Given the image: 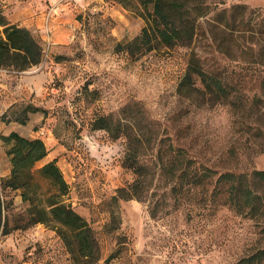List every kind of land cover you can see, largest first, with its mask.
Masks as SVG:
<instances>
[{
  "label": "rangeland",
  "instance_id": "rangeland-1",
  "mask_svg": "<svg viewBox=\"0 0 264 264\" xmlns=\"http://www.w3.org/2000/svg\"><path fill=\"white\" fill-rule=\"evenodd\" d=\"M204 1L207 12L188 44L132 56L118 43L140 32L145 21L136 8L114 0H0L7 19L43 47L26 69L2 67L18 71L12 80L23 97L6 116L47 146L33 165L40 189L48 184L37 168L56 159L68 183L64 200L96 236L94 264H237L264 248V174L253 175L264 170V0ZM193 58L223 81L230 101L200 89L192 97L178 92ZM107 113L133 119L150 141L140 156L151 171L140 198L111 200L134 173L123 163L126 138L92 127ZM186 157L189 174L205 173L196 183L170 172L178 174ZM224 171L242 175L259 195L253 206L228 201L229 184L217 179ZM19 192L3 190L12 229L0 233V264H79L54 226L26 224L29 203Z\"/></svg>",
  "mask_w": 264,
  "mask_h": 264
},
{
  "label": "trees",
  "instance_id": "trees-1",
  "mask_svg": "<svg viewBox=\"0 0 264 264\" xmlns=\"http://www.w3.org/2000/svg\"><path fill=\"white\" fill-rule=\"evenodd\" d=\"M127 8H136L144 18L140 32L124 44L118 43L132 56L140 55L159 44L166 46L188 44L192 39L197 18L207 12L208 5L204 0H114ZM43 47L40 40L23 25L7 19L0 7V67L23 70L38 63L42 58ZM201 87H197L196 81ZM178 92L186 97H192L195 90H202L210 99L224 101L230 98L229 88L214 73L203 69L196 59H190L187 70L178 84ZM229 100V99H228ZM230 101V100H229ZM32 106V107H31ZM38 108L27 105L26 108ZM127 107V106H126ZM122 107L120 113L123 109ZM0 113V120L8 122L6 112ZM124 117V118H123ZM114 116L112 113L99 114L92 121V127L106 129L112 137L126 138L123 163L134 173L133 180L116 188L111 196L112 201L120 198H140L150 175V166L140 161L144 149L150 145L149 139L143 137V132L134 124L133 119L125 116ZM20 121H23L21 119ZM0 139L6 145L5 152L10 161V173L0 176V233L6 234L12 227L7 225L5 214V188L19 189L22 200L28 201L27 222L51 224L56 228L64 243L79 264H94L99 258V246L86 218L78 213L63 196L68 191V183L56 159H50L37 168L40 179L47 181L46 188L36 177L33 165L47 154V146L40 137H29L11 130L0 133ZM172 143L166 151L171 152ZM174 159L176 154H170ZM190 159L186 157L185 164L179 173L170 170L172 175L186 178L187 183H196L201 174H189ZM264 170H254L253 175H262ZM228 182V201L238 207L240 204L253 206L259 195L242 179V175L232 171L220 173L217 179ZM39 190V191H38ZM151 214H154L153 211ZM114 221L115 213L111 211ZM110 224L112 222L110 221ZM20 225H15L18 227ZM237 264H264V248L240 258Z\"/></svg>",
  "mask_w": 264,
  "mask_h": 264
},
{
  "label": "crops",
  "instance_id": "crops-1",
  "mask_svg": "<svg viewBox=\"0 0 264 264\" xmlns=\"http://www.w3.org/2000/svg\"><path fill=\"white\" fill-rule=\"evenodd\" d=\"M50 13V12H49ZM49 16V15H47ZM9 19V18H8ZM50 26H53V29H56L57 23L54 22V18H52V22L49 21ZM18 71H14L13 69H6L0 67V113L5 111L14 105L18 100H20L21 95L19 94V85L17 82H13L14 74ZM23 88H27L30 86L29 83L23 82ZM24 90V89H23ZM15 121H2L0 120V133H8L11 130H16L21 134H24L16 127ZM2 140L0 139V176H7L10 173V161L5 151L1 148ZM5 152V153H4ZM2 159V163H1ZM40 160V159H39Z\"/></svg>",
  "mask_w": 264,
  "mask_h": 264
}]
</instances>
